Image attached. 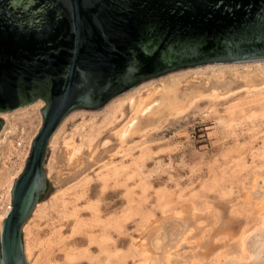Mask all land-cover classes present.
Listing matches in <instances>:
<instances>
[{
    "label": "rangeland",
    "instance_id": "1",
    "mask_svg": "<svg viewBox=\"0 0 264 264\" xmlns=\"http://www.w3.org/2000/svg\"><path fill=\"white\" fill-rule=\"evenodd\" d=\"M164 83L176 95L162 104ZM150 88L158 106L120 135L133 113L128 96ZM44 104L0 112V214ZM44 173L47 187L22 226L28 264H135L142 240L169 244L195 224L199 237L168 264L239 256L241 237L264 217L247 195L255 179L264 191V59L175 69L99 109L72 110L48 141Z\"/></svg>",
    "mask_w": 264,
    "mask_h": 264
},
{
    "label": "water",
    "instance_id": "2",
    "mask_svg": "<svg viewBox=\"0 0 264 264\" xmlns=\"http://www.w3.org/2000/svg\"><path fill=\"white\" fill-rule=\"evenodd\" d=\"M258 59L264 0H0V112L45 101L2 219L0 264H28L22 226L47 187L48 141L69 112L99 109L175 69Z\"/></svg>",
    "mask_w": 264,
    "mask_h": 264
},
{
    "label": "bare ground",
    "instance_id": "3",
    "mask_svg": "<svg viewBox=\"0 0 264 264\" xmlns=\"http://www.w3.org/2000/svg\"><path fill=\"white\" fill-rule=\"evenodd\" d=\"M164 84H167V83H164ZM223 85L224 83L222 84V86ZM225 86L226 85H224V87ZM156 89L150 88L149 90H147V93L146 91L145 93L143 92L144 94H142L141 92H137L133 96H128V103L131 107V110H133V113L132 115L130 114L131 116L129 117L126 126H124L121 129V132H120L121 134L119 133L120 135L126 134V131H128L132 126H134L137 122H139L138 120L140 117L146 116L147 113L151 112L154 105L158 104V97L155 98V96L159 95V93L155 95ZM164 90H165V87H164ZM171 90H173V86L172 88H169V85L167 84L166 91L171 92V93L167 95V92L164 93L163 91V94L161 95V98H160V101L162 102V104L169 102L171 97H173L172 100L175 98V95H176L175 91L173 93ZM120 107H121V104H119L118 108ZM73 149L74 148H70L68 150L70 153L69 155L72 154ZM247 195H248V202L252 206V208L258 211H264V191H260L258 189L256 179L254 180V183H253V190L248 192ZM7 212H8L7 210H4L0 214V225H2L1 224L2 219L5 217ZM200 227L203 228L204 226H201V225L199 226L195 224L193 227L188 228L185 232L178 234L177 236L172 235L171 237L173 238V241L169 244H164V242L162 243L161 241H158V240H156L155 242L153 241L154 243L152 244L149 242L150 238L147 239L146 238L147 236H146L145 237L146 239L142 240L138 244L139 246L138 249L140 251L141 257L139 261L136 262L135 264H168L170 257H171L172 250H174L175 248H177L184 242L193 243L194 241H196L200 233L196 234L195 230L199 229L201 231L202 229ZM240 247H241V254L239 256L232 257L230 255L231 256L230 257V256H226L223 254L224 256L222 255L221 258L219 257L218 261L215 264H264V217H262L261 223L258 224L252 231L247 232L243 237H241ZM187 264H202V263L199 262L198 260H193Z\"/></svg>",
    "mask_w": 264,
    "mask_h": 264
},
{
    "label": "built area",
    "instance_id": "4",
    "mask_svg": "<svg viewBox=\"0 0 264 264\" xmlns=\"http://www.w3.org/2000/svg\"><path fill=\"white\" fill-rule=\"evenodd\" d=\"M11 206H12V205H11V202H9V203L7 204V206H6V210L9 211V210L11 209Z\"/></svg>",
    "mask_w": 264,
    "mask_h": 264
},
{
    "label": "flooded vegetation",
    "instance_id": "5",
    "mask_svg": "<svg viewBox=\"0 0 264 264\" xmlns=\"http://www.w3.org/2000/svg\"><path fill=\"white\" fill-rule=\"evenodd\" d=\"M39 98V97H38Z\"/></svg>",
    "mask_w": 264,
    "mask_h": 264
}]
</instances>
